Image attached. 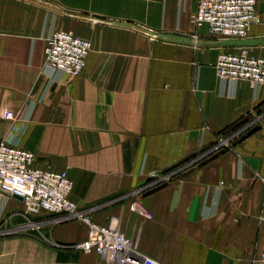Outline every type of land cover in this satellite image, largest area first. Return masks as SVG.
Masks as SVG:
<instances>
[{
    "label": "crops",
    "instance_id": "1",
    "mask_svg": "<svg viewBox=\"0 0 264 264\" xmlns=\"http://www.w3.org/2000/svg\"><path fill=\"white\" fill-rule=\"evenodd\" d=\"M257 3L248 35L224 38L193 24L197 0H0V134L35 166L65 170L70 198L98 223L115 219L140 256L251 264L264 246V85L221 81L213 65L220 51L264 57ZM56 30L91 42L80 75L47 67ZM152 172L167 177L146 187ZM17 204L8 196L0 211ZM46 226L0 236V264H106L74 247L81 221Z\"/></svg>",
    "mask_w": 264,
    "mask_h": 264
},
{
    "label": "built area",
    "instance_id": "2",
    "mask_svg": "<svg viewBox=\"0 0 264 264\" xmlns=\"http://www.w3.org/2000/svg\"><path fill=\"white\" fill-rule=\"evenodd\" d=\"M257 6V0H197L192 22L195 26L207 24L210 33L220 37L245 38L250 25L257 21ZM91 46L88 39L70 32H50L44 47L46 65L57 73L80 75ZM213 66L221 81L234 83L246 79L253 87L264 85V57L251 55L246 49L239 52L220 51ZM5 117L13 118L14 115L12 111H6ZM35 159L34 152L15 143L14 134H0V203L8 196H19L25 212L35 216L12 225L15 213L4 215L0 211V236L26 233L63 219H77L87 226L88 233L74 247L84 252L94 251L106 264H158L137 253V241L128 240L115 219L98 223L88 209L79 207L70 198L73 182L65 170L37 167ZM149 176L146 187L167 177L163 172H152ZM132 209L146 216L149 214L140 202H135ZM41 211L53 215L43 219L39 217ZM261 219L264 220V212ZM251 264H264V246Z\"/></svg>",
    "mask_w": 264,
    "mask_h": 264
},
{
    "label": "rangeland",
    "instance_id": "3",
    "mask_svg": "<svg viewBox=\"0 0 264 264\" xmlns=\"http://www.w3.org/2000/svg\"><path fill=\"white\" fill-rule=\"evenodd\" d=\"M10 213H15V215H13V218H12V222H11L12 225L23 223L25 221L26 217H29V218L31 216L35 217L32 214H28L25 212L23 204H20V205L17 204L15 207L12 208ZM46 215L52 216L53 214L46 213ZM52 223H54V222H52ZM52 223L46 224L47 225L46 227H50ZM44 228L42 226L40 229L29 230L26 233H13V234H7V235H38V234L42 233Z\"/></svg>",
    "mask_w": 264,
    "mask_h": 264
},
{
    "label": "water",
    "instance_id": "4",
    "mask_svg": "<svg viewBox=\"0 0 264 264\" xmlns=\"http://www.w3.org/2000/svg\"><path fill=\"white\" fill-rule=\"evenodd\" d=\"M255 129H256V128H252L250 131L244 133V134H243L238 140L245 138V137L248 136L251 132H253ZM14 197H15L16 199H18V200L21 201V197H19V196H14Z\"/></svg>",
    "mask_w": 264,
    "mask_h": 264
}]
</instances>
